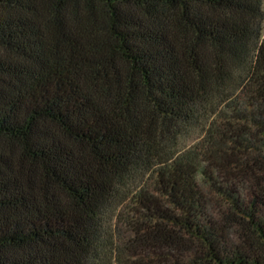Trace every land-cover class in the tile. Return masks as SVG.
Segmentation results:
<instances>
[{"label": "trees", "instance_id": "1", "mask_svg": "<svg viewBox=\"0 0 264 264\" xmlns=\"http://www.w3.org/2000/svg\"><path fill=\"white\" fill-rule=\"evenodd\" d=\"M0 264H264V0H0Z\"/></svg>", "mask_w": 264, "mask_h": 264}, {"label": "rangeland", "instance_id": "2", "mask_svg": "<svg viewBox=\"0 0 264 264\" xmlns=\"http://www.w3.org/2000/svg\"><path fill=\"white\" fill-rule=\"evenodd\" d=\"M193 142H194V141H191V142H190V141H188V144H192Z\"/></svg>", "mask_w": 264, "mask_h": 264}]
</instances>
